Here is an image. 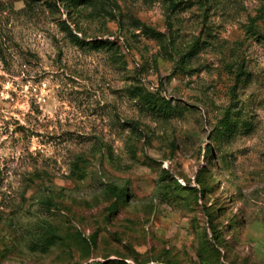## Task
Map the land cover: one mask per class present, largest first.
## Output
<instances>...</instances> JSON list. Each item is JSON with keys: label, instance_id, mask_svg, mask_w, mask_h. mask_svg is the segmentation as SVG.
Returning <instances> with one entry per match:
<instances>
[{"label": "rangeland", "instance_id": "rangeland-1", "mask_svg": "<svg viewBox=\"0 0 264 264\" xmlns=\"http://www.w3.org/2000/svg\"><path fill=\"white\" fill-rule=\"evenodd\" d=\"M0 264H264V0H0Z\"/></svg>", "mask_w": 264, "mask_h": 264}, {"label": "trees", "instance_id": "trees-1", "mask_svg": "<svg viewBox=\"0 0 264 264\" xmlns=\"http://www.w3.org/2000/svg\"><path fill=\"white\" fill-rule=\"evenodd\" d=\"M199 182V181H198ZM200 183V188H201V190L203 191V190H205V187L203 186V185H201V182H199ZM113 188V190H114V192H117L116 194H117V196L120 198V197H122L123 195H124V193H123V191H122V189H120V190H118L117 191V189L115 188V187H112Z\"/></svg>", "mask_w": 264, "mask_h": 264}]
</instances>
